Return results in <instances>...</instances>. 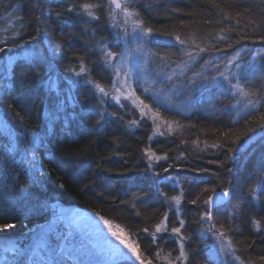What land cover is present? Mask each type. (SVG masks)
Masks as SVG:
<instances>
[{
    "label": "trees",
    "instance_id": "16d2710c",
    "mask_svg": "<svg viewBox=\"0 0 264 264\" xmlns=\"http://www.w3.org/2000/svg\"><path fill=\"white\" fill-rule=\"evenodd\" d=\"M13 2L22 6L26 24L24 40L27 41V45L19 43L16 48L30 51L37 58L40 56V52L36 48L44 47L45 61L38 60L36 64L31 65L30 63L34 62L32 61L34 57L31 59L27 57L8 63L5 57L10 55L11 46L6 49V53H0V95L4 96V103L0 105V115L10 124L8 133L0 128V149H3L4 144L10 146L18 144L13 153L16 163L11 164V178L8 180V183L13 185L9 195L15 206L9 216L0 215V224L13 223L15 228L3 230L0 237H16L18 240L24 241V238L30 236L29 234L37 224L44 223L52 217L53 207L74 206L92 211L96 215L99 213L98 216L112 220L123 227L127 233H130L131 238L135 240L138 229L148 226L146 218L151 215L154 209H159L160 212L166 210L167 205L164 203L160 191L167 192L169 195L177 194L176 191H173L172 182L165 179L166 176H173L176 178L177 184L185 188L186 193H196L202 187L208 186H216L218 191L222 187L229 188L231 197L223 208L219 207L213 211L215 219L219 222L230 223L233 228L230 235L234 241H243L246 238L256 241V244L249 248L247 253L238 251V255L245 259L248 256L255 258L264 255V187H257L254 192L249 190L254 187L258 174L264 170V161L262 160L264 151L256 153L258 142L262 138L264 139V130L257 128L255 133H249L247 137H243L236 146V151L228 154L232 156V159L226 161L225 168H220L218 164H209V160H224L226 150L208 148L201 151L204 148V142L212 144L217 141L216 129L223 131L232 128L243 131L246 120L240 117L244 113L242 114L240 107L236 110L233 109V103H231L233 93L228 90L226 84L204 86L203 96L200 98L203 99L202 103L200 99L197 100L198 97L194 98L193 93H188V90L193 86L184 78L190 67L198 72H203L206 76L217 75L211 64L219 63L220 70L223 71L225 57H230L245 45V61H249L253 52L264 56V45L256 39L257 36L264 35V27L257 28L252 40H244L241 45H235L234 48H227L225 42H218L207 35V33L215 32L229 24L245 33L250 32V29L244 28L249 20L248 14L236 17L241 21L240 25H236L235 20L222 17L225 12H230L232 16H235L236 12L243 13L245 8H249L253 10L252 18H257L255 14L261 7H264V0H215L224 12L214 7L211 0H134L136 8L148 26L166 29L176 27L182 38L195 32L197 43L201 46L213 44L217 48L225 49L223 52L210 50L199 53L195 62H189L184 74L180 75L177 71L171 81H164L163 73L171 75L172 70L176 68L175 63L166 68L161 66L157 71L161 75L157 78L153 68L159 62L149 60L147 88L150 91L148 93L138 91V94L153 107L159 106L166 119L178 120L185 126L179 132L153 137L152 149L157 154L168 152L171 158L169 161L161 160L157 163L156 171L160 172L159 176L151 171H144L148 160L142 156L141 151L149 146L147 138L152 135V122L145 119L138 126L129 127V120L140 118L139 110L135 109L130 101L124 103V107L121 108L114 100L106 99L103 102V110H106V113L114 112L117 116L106 115L105 120L101 124H97L99 94L93 95L92 88L85 83L84 76L75 77L74 74H71L72 72L64 71L65 67L69 68L70 66L77 67V71H79L77 59L73 55L75 53L84 57L86 65L91 69V79L100 81L106 87L111 83L112 71L111 69L105 70L100 63V56L96 55L95 45L93 47V42L96 41L95 32L92 30L101 32L105 29L102 12L98 13L100 20H92L91 25L86 26V32H84L85 27L82 25V29L75 28L74 30L70 27L68 22L71 21L74 25L75 23L70 19L76 14H69L64 10L69 7V3H83L85 0H70L68 4L67 1L63 3L59 0H52L43 9L42 16L39 11L35 10L34 0H13ZM173 9L179 11L173 12ZM13 11V8H7L1 13L0 29H11L13 25L18 27V17L21 15L13 14ZM56 12L62 13L61 19L56 18ZM33 16H39L44 21L43 27L49 29V37L53 42L61 44L63 54L52 52L55 58H51V53L46 52V50L52 49L51 47L46 49L48 44L50 45L49 38L46 39V44L40 42L43 39L35 31L37 25ZM181 20L185 21V26L180 25ZM206 21H212V23L208 24ZM216 21H220V23H216ZM5 34L11 35V31L0 34V39H3ZM30 35L35 36L37 42L29 39ZM230 35L234 42L238 38L239 32ZM161 41H170V43L155 41L152 45L154 52L177 53L173 59H178L181 51L178 42L170 37H161ZM35 45L36 47H34ZM111 48L114 47L111 46ZM215 57L221 59L217 61L214 59ZM184 59L187 60V57ZM205 61L210 63L206 64ZM51 66H54V72H51ZM262 67H264V60L258 57L251 82H255L262 74ZM60 76H63L64 80L58 82L59 86L54 91L57 101L59 93H62L58 101L61 112L65 115L62 120L66 118L65 123L72 126L70 134L75 140L61 146V152L58 151L56 162L49 160V155L39 146V163L36 164V170L29 171L28 165L21 164L20 161L24 155L22 150L31 146L33 137L31 134L29 142L20 139L17 135L18 126L28 125L31 121H36L46 114L47 118L55 119L50 110L49 112L45 111L47 109L46 101L45 98L40 97L37 85L38 83L45 84L46 81L49 83L50 80L54 82ZM153 80H156V83H152ZM153 89L158 93H163L158 96L159 103L151 99ZM182 89H185L187 93H181ZM17 90L22 92V106L18 110L19 116L23 117L22 120L12 115L9 108L11 101L8 96L12 93L15 94ZM8 92H10L9 95ZM161 98L164 101H161ZM55 102L56 100L52 101L53 107ZM171 104L175 109L169 107ZM26 108L27 111H25ZM260 111L264 112V106ZM238 112L239 115H237ZM118 117H123V120ZM35 133L41 139H47L46 131H35ZM193 141H198L199 146L192 143ZM176 156H180L181 159L176 161ZM168 163L179 166H174L169 168L168 172H163L160 166L167 167ZM192 168H207L210 171L193 172ZM40 169L43 170V175H40L38 171ZM107 169H112V171H107ZM215 173H219V175ZM17 181L18 188L23 189L22 192L18 191L15 186ZM139 191H147L150 199L147 201V209L137 205L142 215L136 216V209H133L127 201L129 200L128 194ZM188 198L191 199L193 196L189 195ZM174 211L169 212L170 224L173 221ZM198 211L197 206L182 203L180 215L186 221L185 235L190 234L192 237L191 241L186 243V249L192 253L189 264H220V260L208 257L211 249V236L207 237L203 227L192 222L196 220ZM252 218L261 221L259 232L252 227ZM139 235L142 247L151 244L147 234L140 233ZM158 242L165 250L176 248L175 241L167 235L165 240ZM2 264L8 263L4 261ZM230 264H235V262ZM237 264L240 262L238 261Z\"/></svg>",
    "mask_w": 264,
    "mask_h": 264
},
{
    "label": "snow or ice",
    "instance_id": "6c2138e0",
    "mask_svg": "<svg viewBox=\"0 0 264 264\" xmlns=\"http://www.w3.org/2000/svg\"><path fill=\"white\" fill-rule=\"evenodd\" d=\"M211 3L214 7L219 8L221 12H224L223 8H221L219 4H216L215 0H211ZM6 7L13 8L14 12L17 9H20V5L14 4L13 0H9V4ZM45 7H47V5L44 3V0H34V8L41 13V16L43 15V9ZM64 11L69 14L75 13L80 17H88L91 18V20L96 21L100 20L98 13L106 11L107 17L112 22V26L117 29V47H119L120 31H123V37L126 43L129 35L128 29L131 27L132 34L138 41L135 53H138L139 56L136 61L135 70L138 76L141 77L146 71V66L150 59L153 61H159L157 67L163 66L166 68L172 63L176 64V68L172 70L171 75L163 73L164 81H171L177 71H179L180 75H183L184 71L188 68L189 62H195L199 53L208 52L210 50L220 52L225 51V49L217 48L213 44L201 46V44L197 43L195 32L191 33L188 37L182 38L180 31H178L176 27L166 29L163 27L153 28L148 26L145 20L141 17L139 10L136 8L134 0H85L83 3H69V7ZM172 11L178 12L179 10L173 9ZM244 14L249 15V20L244 25V28L250 29V32L245 33L229 24L227 27H221L215 32L207 33V35L210 38L216 39L218 42H225L227 48H234L235 45H241V42L244 40H252L253 34L256 32L257 28L264 27V7H261L259 12L255 14L257 18H252L253 10L249 8H245L243 13L236 12L235 16H232L230 12H225L222 18L235 20L236 25H240L241 21L236 19V17H240ZM55 15L58 20L62 17L61 12H56ZM33 19L37 25L35 29L37 35H39L41 30L45 33L49 31L47 27H43L44 21L41 20L39 16H33ZM118 19L120 20V23H116ZM18 21V27L13 26L11 29H0V34L11 31V35L5 34L3 39H0V53H6V49L10 46L16 48L19 43L27 45V41L24 40L26 24L23 15L18 17ZM206 23L211 24L212 21H206ZM216 23H220V21H216ZM180 25L185 26V21L181 20ZM92 31L95 32V29ZM237 32H239L238 38L232 42L230 34ZM161 37H170L178 42L181 46L178 59H173V57L177 56V53L154 52L151 50L145 52L144 44L150 39L156 40L157 42L170 43V41H161ZM29 39L34 40L35 36L30 35ZM256 39L264 45V35H259ZM49 42L50 47L55 54H63V48L60 43L53 42L51 37H49ZM95 43V50L100 53V63L105 70L111 69L112 71L111 83L106 87L100 81L91 79V69L86 65L84 57L75 53H73V55L77 59L79 71H77V67L73 66H70L68 70L74 73L77 77L84 76L85 83L91 86L93 95H96L97 93L99 94L98 99L100 104L97 110V115L99 116V119L96 121L97 124H101L105 120L106 115L117 116L114 112L106 113V110H103V102L106 99L114 100L121 108L124 107L122 100L130 101L134 108L139 110L140 118L129 120V127L138 126L141 121L145 119L152 122V135L147 138L149 146L143 148L141 151L142 156L148 160V165L144 171H151L156 176H159L160 172L156 171L157 163L161 160L169 161L171 158L168 155V152L157 154V152L152 149L151 142L153 137L179 132L185 126L180 124L178 120L166 119L162 115L159 106L153 107L151 103H147L141 95L137 94L132 82L134 79L132 56L135 54L132 50L121 49L120 51H112L103 38ZM245 48L246 45L242 46L240 51H244ZM184 57H187V60H185ZM258 57L261 60H264V56L257 53L251 60L241 63L240 61L242 58L239 51H237L232 58L225 57L226 62L223 65V71L220 70L219 63L211 64V66L215 68L217 75L206 76L203 72H193V78L189 80V84L193 86H195L197 81H200L205 86L212 84H226L228 90L233 93L234 98L240 97L243 99L244 115L240 117L241 119L246 120L243 131H237L232 128L223 131L216 129L215 131L218 134L217 141L212 144L205 141L204 148L201 149V151L208 148L222 151L226 150L225 159L209 160V164H218L220 168H225L226 161L232 159V156L228 154L236 151V146L240 143L243 137H247L249 133H255L257 128L264 130V112L260 111L261 107L264 106V67L261 68L262 74L255 82L249 81V77L254 70L255 62ZM214 59L219 61L221 58L215 57ZM14 60L15 57H8L9 63H12ZM205 63L209 64L210 62L205 61ZM233 68H235L236 71H233ZM154 75L159 78L161 73L156 72ZM152 83H156V80H153ZM49 84L53 85L54 82L50 80ZM246 84L247 87L245 86ZM142 90L144 93L150 91L147 87H144ZM162 94V92L158 93L153 89L151 99L154 102L159 103L158 96ZM241 99H236L238 105L241 103ZM3 103V99L0 98V105ZM181 107H184V105H181ZM27 110L28 109L26 108L25 111ZM253 113H255V115H253ZM237 115H239V112ZM17 118L20 120L23 119L19 114H17ZM118 119L123 120V117H118ZM32 137V144L29 148H24L22 150L24 155L20 161L21 164L26 163L28 165L29 171L36 170V164L39 163V145L42 143V139L37 133L33 132ZM182 142L187 143L186 141ZM192 143L199 146L198 141H193ZM17 147L18 144H12L11 146L9 144H4L3 149H0V215L5 217L10 215V211L15 206L14 201L9 195V191L13 185L9 184L8 180L11 178V164L16 163L13 153L16 151ZM29 152H31V155H29ZM180 159V156L175 157L176 161H179ZM174 166L179 165L168 163L167 167H164L163 165L160 167L163 172H168L169 168H173ZM98 167H100V165H98ZM38 171L40 175H43L42 169ZM107 171H112V169H107ZM191 171L209 172L210 169L192 168ZM215 174L219 175V173ZM165 179L172 182L173 191H176L177 194L169 195L167 192L160 191V195L163 197L164 203L167 205L166 210L160 212L159 209H154L151 215L146 218L148 226L138 229L135 240L131 238L130 233L126 234L125 229L119 224L114 223L110 219H106L104 216H99V219L107 226L108 231L111 233V236L115 241L109 240L107 237L104 238V252L111 261V264H189V259L192 253L186 249V243L191 241L192 237L190 234L185 235V232L187 231L185 227L186 221L180 215L182 211V203L197 206L199 209L197 212V218L192 222L202 226L203 231L206 234L213 236L217 242L215 250L209 251V258L213 260L219 259L220 264H230V261H239L240 264H264V255H259L255 258L248 256L245 259L237 254L238 251L241 253H247L248 249L256 244L255 240H248L246 238L243 241H234L230 235V233L233 232L230 223L219 222L214 217L213 210L218 209V207L224 203V198L229 195V188L222 187L219 191V196L217 195L218 190L216 186L202 187L196 193H186L185 188L182 185L177 184L175 177L166 176ZM15 186H17L18 191H23V189L18 188V181ZM257 187H264V170L258 174L254 187L249 190L254 192ZM128 195L129 200L127 203L130 204L133 209H136V216H141L142 212L137 208V205L139 204L147 209V201L150 199L149 193L147 191H139ZM189 195H192L193 198L189 199ZM173 210H175L173 221L170 224L169 212H172ZM97 215H99V213H97ZM153 219L154 222H152ZM251 225L257 232L261 230L260 220L252 218ZM14 228L15 224L13 223L0 224V233H2L3 230ZM140 233L147 234V237L151 240V244L142 247L140 243ZM166 235L175 241V249L165 250L161 243L158 242L165 240ZM40 243L41 246H43V237L41 238ZM64 254L65 250L61 249V255ZM50 264H63V260H53Z\"/></svg>",
    "mask_w": 264,
    "mask_h": 264
},
{
    "label": "bare ground",
    "instance_id": "6f19581e",
    "mask_svg": "<svg viewBox=\"0 0 264 264\" xmlns=\"http://www.w3.org/2000/svg\"><path fill=\"white\" fill-rule=\"evenodd\" d=\"M60 1L63 2V3L65 1H67V4L70 2V0H59V2ZM51 2H52V0H44V3L46 5H49ZM8 4H9L8 0H2V1L0 0V15H1V13H3L8 8V7H6ZM14 4H17V3H14ZM17 13H19L20 15H23L22 6L20 7V9L15 10V12L13 11V14H17ZM102 16H103L105 29H104V31L102 30L103 32L101 31L102 33L100 31L95 30V35H94L95 41L98 42V41L101 40V38H103L104 41L109 45V48L111 50H116V51L117 50L120 51L121 49H125L127 47L132 46V44L130 43L131 37L133 36L131 27L128 29L129 35L127 37V42L126 43H125V39L123 37V31L122 30L120 31L119 47H117L116 46L117 45V41H118L117 29L112 26V22L107 17V12L106 11L102 12ZM70 20H72V22L75 23L74 25H72L71 21L68 22V24L70 25L71 28H74V30H75V28H81L82 26H84L85 27L84 28L85 29L84 32H86V26H90L91 23H92L91 18L80 17L77 14L73 15V18L70 19ZM116 23H120V20L118 19L116 21ZM39 34L42 36L41 38L43 39L42 41H40L41 43H45L46 39H48L49 36H50L48 32L45 33L43 30H41ZM32 41L33 42H37V40H35V39L32 40ZM155 41L156 40L150 39V40H148L146 42L147 43V47L144 46L145 52H147L149 50L154 51L152 45L154 44ZM72 42H73V40H72ZM45 44H43V45H45ZM94 45H95V48H96V43L95 42H93V47H94ZM111 46H113L114 48H111ZM34 47H36V45ZM49 47H50V45L48 44L46 49H48ZM43 48H41V47L40 48H36L40 52V56L37 57V58H35L34 57L35 54L33 55L32 53H30V51H22L21 49H18V48H15V49L11 48L10 49L11 52L9 53L10 55L6 56L5 60H6V62H8V57L9 56L15 57V59L18 58V60H19V59H21L19 56L22 53H29V55H28L29 59L34 57L32 59V61H34V62L30 63L31 65H33L34 63L36 64L38 62V60L43 62V61H45ZM47 51H49L51 53V58H55L54 54L52 53L53 52L52 49L46 50V52ZM96 52H97L96 55L100 56L99 55L100 53L98 51H96ZM254 54H257V53L253 52L252 55H254ZM241 58H242L243 62H247L244 59V55H242ZM22 59H25V58H22ZM18 60H16V61H18ZM156 62H159V61H156ZM26 65L28 66L29 64H26ZM45 65H46V63H45ZM157 65L158 64H156L154 66V68H153L155 72L159 71V69L161 67V66L157 67ZM44 66H43V68H44ZM68 69L69 68L65 67L64 71H69ZM51 72H54V66H51ZM186 72L187 73L185 74L184 78L189 83V80L193 78V72H198V71H196V69H194L193 67H190ZM50 74H52V73H50ZM71 74H74V73H71ZM74 76L76 77L75 74H74ZM62 80H64V77L60 76L58 78V80L57 79L54 80V84L51 85V86L49 85L48 81H46L45 84H39L38 83V85H37L38 92H40V94H41L40 97L45 98V101H46L45 104H46V108L47 109L45 111L49 112V110H50V112L53 113L52 115L55 117V119L52 120L51 118H47V114L46 115H42L36 121L34 120V121H31L30 123H28V125H24V126L19 125L18 126V130H17L18 137L20 139L24 140L25 142H29L30 141L31 134L33 132H35V131H46L47 139H42V143L39 146L42 148V150L46 151V153L49 155V160H51L52 162H56L58 160V155L57 154H58V151L61 152L60 149H61V146L63 144L75 140V138L70 134V129H72V126L65 123V121H67L66 118L64 120H62V118H64L65 115L61 112L60 105L58 104V101L60 100V96H62V93H59L60 96L58 97V101H57V95L55 93L56 89L59 86L58 82L62 81ZM249 81L250 82L252 81V79L250 77H249ZM204 86H205L204 84H202L201 82L197 81L195 86H193L192 89L188 90V93H193L194 98L198 97L197 100H199L203 96L202 95V90H203ZM245 86L247 87V84ZM9 93L10 92H8L7 94L9 95ZM21 93L22 92L20 90H17L15 94L12 93L10 96H8L9 100L11 101V103L9 102L10 112L15 117H17L18 110H20L19 108L22 106ZM181 93H187V92H186L185 89H182ZM0 98L3 99L4 96L2 97L0 95ZM236 99H241V98L240 97H235L234 98V95L232 96L231 103H233V109L234 110L239 108V105L241 104L240 103L238 105L236 103ZM55 100H56V102H55L54 107H53L52 101H55ZM200 100L203 103V101H202L203 99H200ZM241 101H242V99H241ZM169 107H171V105ZM0 119H2L0 121V128L4 132L8 133L10 131V124L1 115H0ZM1 122L6 124V127L1 126ZM262 151H264V139L263 138L257 144L256 153H260ZM262 160L264 161V156L262 157ZM230 197H231V192H230ZM230 197H229V199H230ZM228 201L229 200L225 201L219 207L223 208ZM80 211L85 217H87V219H90V220L96 222L102 228H104L105 230L108 231L107 226L104 225L103 221H101L98 216H95L93 213L89 212L88 210L80 209ZM206 236L210 237L211 235L210 234H206ZM76 244L77 243L75 242V239H74L71 243H67L66 246L63 248L65 250V254L61 255V253H60L59 256L66 259V264H81V262H82V264H91V263H93L95 261L96 262H101L103 260H108L109 259L107 257V255H103L105 253L103 251V247L92 246V249L95 251V253L93 255L92 254L90 255V252H88L85 249L88 246H90L89 245V244H91L90 242H89V244L86 243L85 245L79 247L77 250L73 251V248H76V247H74V246H76ZM214 245H215V238L213 236H211V249L210 250H214ZM28 251H29V256L31 258V262H33L32 264H46V260L51 261V255H49L47 253V251L35 250L34 252H31V251H33V248L31 249V251L30 250H28ZM97 257H99V258H97ZM217 260H219V259H217ZM233 262H235V264L238 263V261H230V263H233Z\"/></svg>",
    "mask_w": 264,
    "mask_h": 264
},
{
    "label": "rangeland",
    "instance_id": "374dc122",
    "mask_svg": "<svg viewBox=\"0 0 264 264\" xmlns=\"http://www.w3.org/2000/svg\"><path fill=\"white\" fill-rule=\"evenodd\" d=\"M137 42H138L137 39L133 35L131 37V40H130V43L132 44V46L127 47L125 49H130L135 53V48H136ZM144 46L147 47L146 42H145ZM238 51H239L240 56L242 57V55H244L245 50L244 51L238 50ZM28 55H29V53H22L19 57L22 59V58L28 57ZM234 55H235V53H233L228 58H232ZM138 56H139L138 53H135L132 56V67L134 69V71H133L134 79L132 82H133V87H135L137 94H138V91L143 92L142 89L144 87H148L147 66H146V71L144 72L142 77L138 76V74L135 70L136 69V61H137ZM253 56H256V55H251L249 57V60H251ZM16 60H18V58H16L14 61H16ZM225 62L226 61L224 60V63ZM240 62L243 63V60H241ZM222 70H224V68ZM232 70L236 71L235 68H233ZM250 78H252V74L250 75ZM161 101H164V99L161 98ZM124 102H127V101L122 100V103H124ZM171 107H172V109H175V107L172 104H171ZM239 107H240V111L243 114L244 113L243 99H242ZM177 111H179V110H177ZM1 120L2 119H0V121ZM1 126L6 127V124L1 122ZM53 216H54V218H52L49 222L37 226L35 228V231H34V233H37V235L47 234V233L53 232V234H55V238L58 239V243L55 245H51V247H50L51 261L60 259V260H63V264H65L66 259L62 258V257L60 258V256L58 259V255H60L61 249L63 247H65L67 243H71L74 239H75V242L77 244H76V246H74L76 248H73V251L77 250L79 247L85 245L86 243L89 244V242H90L91 243V244H89L90 246L85 248L88 252H90V255L91 254L93 255L95 253V251L92 249V246L103 247V251H104V238L105 237H107V239H109V240L114 241V238L111 236V234L107 230L102 228L96 222H94L90 219H87V217H85L81 213L80 209H78V208L71 207V206H62V207L55 209V213L53 214ZM95 216H97V215H95ZM126 234H128V233L126 232ZM48 237L51 239V236H48ZM32 243H33V238H31V241L28 243L27 246H24V244H22V246H21L20 242L17 241L16 237H13L11 240L4 241L3 243L0 241V261L4 259L3 251L6 248V249L11 250V252L14 254V256L11 259L7 260L8 264H29V263L32 264L33 262H31V258L29 256V251H28V250H30ZM216 244H217V242L215 240L214 250L216 248ZM61 246H63V247H61ZM25 248H27L26 251H24ZM103 255H106V254L104 253ZM221 256H222V254H221ZM97 258H99V257H97ZM93 264H111V261L110 260H103L102 262H95Z\"/></svg>",
    "mask_w": 264,
    "mask_h": 264
},
{
    "label": "water",
    "instance_id": "95a60500",
    "mask_svg": "<svg viewBox=\"0 0 264 264\" xmlns=\"http://www.w3.org/2000/svg\"><path fill=\"white\" fill-rule=\"evenodd\" d=\"M217 195L219 196V191L217 192ZM229 197H230V192H229V195L224 198V202L227 201V200H229Z\"/></svg>",
    "mask_w": 264,
    "mask_h": 264
}]
</instances>
